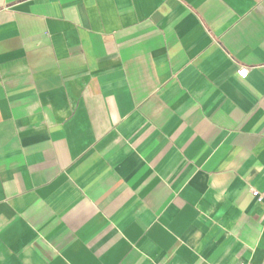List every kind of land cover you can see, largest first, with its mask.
I'll return each instance as SVG.
<instances>
[{"label": "crops", "instance_id": "crops-1", "mask_svg": "<svg viewBox=\"0 0 264 264\" xmlns=\"http://www.w3.org/2000/svg\"><path fill=\"white\" fill-rule=\"evenodd\" d=\"M0 264H264V0H0Z\"/></svg>", "mask_w": 264, "mask_h": 264}, {"label": "built area", "instance_id": "built-area-1", "mask_svg": "<svg viewBox=\"0 0 264 264\" xmlns=\"http://www.w3.org/2000/svg\"><path fill=\"white\" fill-rule=\"evenodd\" d=\"M247 73H248L247 68H245V67H241V68L238 70L237 75H238V77H240V78L243 79V78H245V77L247 76ZM252 196L255 197V198L257 199L258 202L261 201V196L258 194V192H256V191H252Z\"/></svg>", "mask_w": 264, "mask_h": 264}]
</instances>
